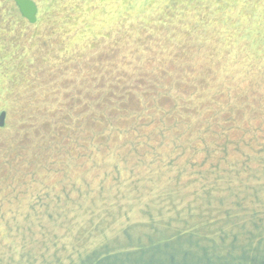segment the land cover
<instances>
[{
	"label": "rangeland",
	"instance_id": "374dc122",
	"mask_svg": "<svg viewBox=\"0 0 264 264\" xmlns=\"http://www.w3.org/2000/svg\"><path fill=\"white\" fill-rule=\"evenodd\" d=\"M32 1L35 24L0 0V264L149 217L264 236V0Z\"/></svg>",
	"mask_w": 264,
	"mask_h": 264
},
{
	"label": "trees",
	"instance_id": "16d2710c",
	"mask_svg": "<svg viewBox=\"0 0 264 264\" xmlns=\"http://www.w3.org/2000/svg\"><path fill=\"white\" fill-rule=\"evenodd\" d=\"M2 112L6 113L5 109ZM31 209L38 210L36 204ZM220 219L225 222L218 227L219 236L215 239L203 236L202 227L183 230L172 221L159 225L149 217L146 226L150 229L142 238H134L132 228L126 229V245L105 244L73 264H264V236L259 222L251 229L243 225L240 230V224L230 222V218ZM232 225L237 231L231 234L226 229Z\"/></svg>",
	"mask_w": 264,
	"mask_h": 264
},
{
	"label": "water",
	"instance_id": "95a60500",
	"mask_svg": "<svg viewBox=\"0 0 264 264\" xmlns=\"http://www.w3.org/2000/svg\"><path fill=\"white\" fill-rule=\"evenodd\" d=\"M16 5L19 7L23 17L29 22L35 24L37 22L38 7L32 0H16ZM6 113L0 115V127L4 126Z\"/></svg>",
	"mask_w": 264,
	"mask_h": 264
}]
</instances>
